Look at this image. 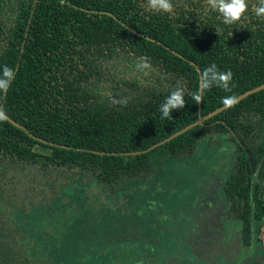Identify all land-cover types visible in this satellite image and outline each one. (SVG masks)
Returning <instances> with one entry per match:
<instances>
[{
    "label": "trees",
    "instance_id": "obj_1",
    "mask_svg": "<svg viewBox=\"0 0 264 264\" xmlns=\"http://www.w3.org/2000/svg\"><path fill=\"white\" fill-rule=\"evenodd\" d=\"M171 2V13H153L147 0H0V76L5 65L15 74L0 107L23 127L0 122V264H163L177 252L166 226L152 231L154 220L119 253L86 244L81 259L65 250L76 221L71 230L48 228L69 219L86 187L120 198L128 183L162 174L172 159L201 160L206 148L231 158L230 185L245 183L251 169L261 174L254 207L264 212V88L161 142L225 96L264 83L259 0H248L247 19L233 25L205 0ZM142 57L148 75L136 70ZM212 64L231 70V92L214 86L196 104L190 94ZM176 87L186 105L162 119L159 107ZM68 187L77 190L69 197Z\"/></svg>",
    "mask_w": 264,
    "mask_h": 264
},
{
    "label": "rangeland",
    "instance_id": "obj_2",
    "mask_svg": "<svg viewBox=\"0 0 264 264\" xmlns=\"http://www.w3.org/2000/svg\"><path fill=\"white\" fill-rule=\"evenodd\" d=\"M206 149L210 153L208 157L207 150L201 149V160L172 159L166 164L162 174L128 183L120 198L105 197L95 186L86 187L84 192H78L75 206L69 211V219L58 223V226L57 223H52L48 229L56 233L71 230L76 221L79 230L76 239L71 240V249L67 246L65 248L69 252L67 256L74 255L81 259L80 252L86 244H96L108 250L115 247L116 254L119 253L128 237L142 234L149 221L160 220V223H150L152 231L157 232L168 226V218L171 216H174L175 220L177 218V222L181 221L187 215V207L193 204V198L196 200L198 191L201 198L207 199L206 184L213 174H224L225 169L221 165L230 162V157L225 151L223 153H226V156L221 153L222 149ZM210 156L213 158L208 159ZM76 191V188L68 187L64 193L69 197ZM64 193H61L62 197L65 196ZM61 210V206L58 207V211ZM59 220L62 221V218ZM61 235L63 239L68 237ZM145 237L147 235H143L141 243L149 244ZM66 242L69 243L68 240Z\"/></svg>",
    "mask_w": 264,
    "mask_h": 264
},
{
    "label": "flooded vegetation",
    "instance_id": "obj_3",
    "mask_svg": "<svg viewBox=\"0 0 264 264\" xmlns=\"http://www.w3.org/2000/svg\"><path fill=\"white\" fill-rule=\"evenodd\" d=\"M230 163H222L224 174H213L206 184V200L198 191L181 221L168 218L177 254L163 264H264V212L254 207L261 174L251 169L245 183L230 185ZM258 196L264 201V192Z\"/></svg>",
    "mask_w": 264,
    "mask_h": 264
},
{
    "label": "clouds",
    "instance_id": "obj_4",
    "mask_svg": "<svg viewBox=\"0 0 264 264\" xmlns=\"http://www.w3.org/2000/svg\"><path fill=\"white\" fill-rule=\"evenodd\" d=\"M208 8L212 12H216L221 17V22L225 25H233L247 19L246 13L249 11L248 0H205ZM144 7V5H141ZM147 9L153 13H171L173 11V3L171 0H147ZM255 16L264 18V0H259L258 6L254 8ZM220 29H216V33ZM151 64L147 57H142L136 63V70L143 75H148ZM15 74L12 68L4 66L2 76H0V93H7L11 82L14 80ZM233 73L231 70L221 72L215 64L204 69L201 73L199 89L191 93V98L196 104H200L203 100L205 92L211 88L219 87L225 92H231V81ZM185 92L182 87L174 88L160 105L159 111L162 119H171L173 111H179L186 105ZM221 103L225 109H231L239 103L238 97L228 95L222 98ZM6 111L0 107V122L6 121Z\"/></svg>",
    "mask_w": 264,
    "mask_h": 264
},
{
    "label": "water",
    "instance_id": "obj_5",
    "mask_svg": "<svg viewBox=\"0 0 264 264\" xmlns=\"http://www.w3.org/2000/svg\"><path fill=\"white\" fill-rule=\"evenodd\" d=\"M263 88H264V83H262V84H260V85H257V86H255V87L249 89V90L244 91L243 93L239 94L237 97H238L239 100H241V99H243L244 97H246L247 95H249V94H251V93H254V92L258 91V90H261V89H263ZM224 109H225L224 105H222V106L216 108L215 110H213V111H211V112H209V113H207V114H205V115L199 117V118H198L197 120H195L194 122H192V123L186 125L185 127L181 128V129H179V130H177L176 132H174L173 134H171L170 136H168L167 138H165V139L162 140L161 142L164 143V142H166L167 140H170L171 138H174L175 136H177V135L183 133L184 131H186V130H188V129H190V128H192V127H194V126H196V125H198V124H200V123H202L204 120L210 118L211 116L215 115L216 113H218V112H220V111H222V110H224ZM7 120H9L13 125H15V126H17V127H21V128H23V127L20 126L18 123H16L15 121H13L11 118L7 117ZM159 144H160V143H155V144H153L150 148H148V149H146V150H150L151 148H154L155 146H157V145H159ZM144 151H145V150H142V151H139V152H144ZM137 152H138V151H137Z\"/></svg>",
    "mask_w": 264,
    "mask_h": 264
}]
</instances>
